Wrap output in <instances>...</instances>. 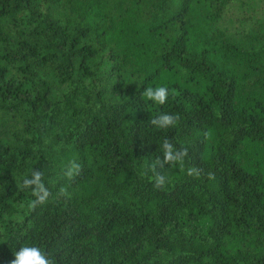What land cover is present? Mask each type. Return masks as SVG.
Masks as SVG:
<instances>
[{
    "label": "trees",
    "instance_id": "1",
    "mask_svg": "<svg viewBox=\"0 0 264 264\" xmlns=\"http://www.w3.org/2000/svg\"><path fill=\"white\" fill-rule=\"evenodd\" d=\"M233 2L0 0V264H264V0L240 30Z\"/></svg>",
    "mask_w": 264,
    "mask_h": 264
},
{
    "label": "clouds",
    "instance_id": "2",
    "mask_svg": "<svg viewBox=\"0 0 264 264\" xmlns=\"http://www.w3.org/2000/svg\"><path fill=\"white\" fill-rule=\"evenodd\" d=\"M169 89L163 84H152L143 86L142 96L155 104H164L169 96ZM178 116L176 114L162 113L152 120V123L158 128H166L168 126H175ZM162 152V159L157 158L152 162L149 167L153 171L151 179L154 181V186L163 187L166 182V176L156 172L155 169L164 164L178 161L183 156L182 151H177L173 144L165 139L160 145ZM77 166L70 165L65 175L69 178L73 175V172ZM42 173L40 171L33 170L30 177H23L22 183L24 187H32V193L36 196L34 201H31L29 207H34L37 204H43L48 196L47 190L43 186L41 180ZM10 264H54L53 258L41 247L33 244H25L20 247L14 254V259Z\"/></svg>",
    "mask_w": 264,
    "mask_h": 264
},
{
    "label": "rangeland",
    "instance_id": "3",
    "mask_svg": "<svg viewBox=\"0 0 264 264\" xmlns=\"http://www.w3.org/2000/svg\"><path fill=\"white\" fill-rule=\"evenodd\" d=\"M260 15L258 0H234L224 15V25L229 30L247 29Z\"/></svg>",
    "mask_w": 264,
    "mask_h": 264
}]
</instances>
